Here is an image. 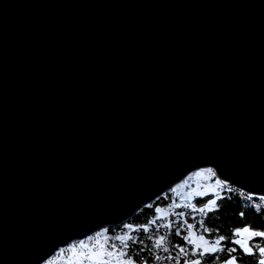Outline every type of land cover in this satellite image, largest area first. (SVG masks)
I'll return each instance as SVG.
<instances>
[{
    "label": "water",
    "instance_id": "95a60500",
    "mask_svg": "<svg viewBox=\"0 0 264 264\" xmlns=\"http://www.w3.org/2000/svg\"><path fill=\"white\" fill-rule=\"evenodd\" d=\"M199 168L264 197V0H0V264Z\"/></svg>",
    "mask_w": 264,
    "mask_h": 264
},
{
    "label": "trees",
    "instance_id": "16d2710c",
    "mask_svg": "<svg viewBox=\"0 0 264 264\" xmlns=\"http://www.w3.org/2000/svg\"><path fill=\"white\" fill-rule=\"evenodd\" d=\"M219 191L218 199L209 209H207V205L211 201V196H195L192 202L176 196L175 201L172 202L174 193L172 190L167 191L155 199L153 204L139 209L125 226L184 230L182 233L165 232L163 235L171 238V242L174 244L179 242L189 245L187 246L188 251H190V246L192 248L188 239L190 230L200 236L206 235L213 244L227 243L231 245L234 233L239 229L247 228L253 232L254 236L248 242V252L245 253L237 247L238 262L240 264H264V206L253 208L238 196L228 197L224 183L219 187ZM254 197L255 200L257 199L256 201L264 204V197ZM157 210L166 211L163 219L156 218ZM156 234L159 235V233ZM184 237L185 239H183Z\"/></svg>",
    "mask_w": 264,
    "mask_h": 264
},
{
    "label": "flooded vegetation",
    "instance_id": "af4514ba",
    "mask_svg": "<svg viewBox=\"0 0 264 264\" xmlns=\"http://www.w3.org/2000/svg\"><path fill=\"white\" fill-rule=\"evenodd\" d=\"M154 202L155 199L146 205ZM160 212L156 211V218L163 219L164 215L161 216ZM129 219L118 225L98 228L83 238L61 246L53 254L57 255L59 264L71 259V253L65 256L62 252L69 246L74 258L80 261L75 264H224L229 258L238 261L236 244L207 243L205 250H195L190 246L188 251L189 245L174 244L171 238L163 235L165 232L182 233L184 230L127 227L125 225ZM150 234L154 235L148 236Z\"/></svg>",
    "mask_w": 264,
    "mask_h": 264
},
{
    "label": "rangeland",
    "instance_id": "374dc122",
    "mask_svg": "<svg viewBox=\"0 0 264 264\" xmlns=\"http://www.w3.org/2000/svg\"><path fill=\"white\" fill-rule=\"evenodd\" d=\"M222 186V181H220L213 169L211 168H199L193 172H191L180 184V187L177 191H173L174 196L171 201L174 202V198L177 196L180 199H187L189 202H192L194 197H206L211 196L210 203L207 205V209L214 206L215 201L219 197V187ZM168 190V191H170ZM167 192V191H166ZM164 194V193H163ZM162 196V195H160ZM159 196V197H160ZM158 197V198H159ZM166 214V211H161L160 215L163 216ZM188 239L190 244L192 245V249L195 250H205L207 248V243H212L209 237L200 236L196 233H193L192 230L189 231ZM254 234L247 228L239 229L234 233V238L232 239V243L236 244V246L243 252H248V242L253 238ZM72 247L65 248L62 252L65 256H68L69 253L71 259L68 261H64L63 264H75L76 262H80L77 258H74L73 253L71 252ZM57 255L53 254L45 260L43 263L47 264H56L59 262V259L56 258ZM41 263V264H43Z\"/></svg>",
    "mask_w": 264,
    "mask_h": 264
},
{
    "label": "built area",
    "instance_id": "2783aa9c",
    "mask_svg": "<svg viewBox=\"0 0 264 264\" xmlns=\"http://www.w3.org/2000/svg\"><path fill=\"white\" fill-rule=\"evenodd\" d=\"M222 183H224V185H225V190L227 192L228 197L231 195L238 196L241 199H243L246 203H248L249 205H252L253 208H260V207L264 206V204L256 201L253 198V196H255V195L248 194L244 190H241V189H239L235 186H232L226 182H222Z\"/></svg>",
    "mask_w": 264,
    "mask_h": 264
},
{
    "label": "bare ground",
    "instance_id": "6f19581e",
    "mask_svg": "<svg viewBox=\"0 0 264 264\" xmlns=\"http://www.w3.org/2000/svg\"><path fill=\"white\" fill-rule=\"evenodd\" d=\"M253 197H254V196H253ZM259 197H260V196H259ZM254 198H257V197H254ZM240 199H241V198H240ZM257 199H258V198H257ZM257 199H256V200H257ZM259 199H260V198H259ZM248 205H249V204H248Z\"/></svg>",
    "mask_w": 264,
    "mask_h": 264
}]
</instances>
